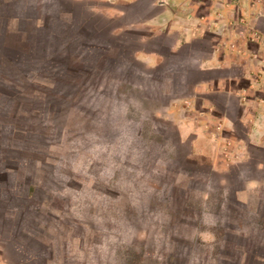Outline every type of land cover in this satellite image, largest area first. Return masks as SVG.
<instances>
[{"label":"crops","instance_id":"obj_1","mask_svg":"<svg viewBox=\"0 0 264 264\" xmlns=\"http://www.w3.org/2000/svg\"><path fill=\"white\" fill-rule=\"evenodd\" d=\"M257 1L0 0V201L45 205L52 193L42 181L70 148L72 112L108 108L115 88L105 86L124 82L154 100L148 110L168 127L157 130L184 166L171 185L197 196L184 206L203 213L193 236L205 247L180 241L187 247L177 246L166 264H264V0ZM158 32L172 60L135 46ZM129 35L137 40L123 41ZM132 61L145 73L130 70ZM214 204L231 219L212 218ZM2 231L0 264H68L32 250L24 258ZM5 253L16 257L8 263Z\"/></svg>","mask_w":264,"mask_h":264},{"label":"rangeland","instance_id":"obj_2","mask_svg":"<svg viewBox=\"0 0 264 264\" xmlns=\"http://www.w3.org/2000/svg\"><path fill=\"white\" fill-rule=\"evenodd\" d=\"M259 26L264 28V20ZM102 36V42L109 38ZM112 85L113 102L103 106L108 108L85 105L72 112L78 124L70 135V148L57 159L56 173L42 181L50 185V200L43 206L17 201L21 204L14 208L23 213L16 220L27 228L20 232L26 257L32 250L68 264H166L180 241L192 242L195 251L205 247L193 236L203 227V213L196 211L197 206H184L186 196L194 201L198 197L190 191L180 194L171 185L173 174L184 166L172 158L169 143L157 130L158 124H165L148 110L154 100L144 99L135 87L126 91L130 85L124 82L105 88L111 91ZM57 137L55 132L53 138ZM69 166L76 171L60 172ZM224 214L231 219V211H219L214 204L212 218L223 219ZM2 256L8 263L14 259ZM177 256L186 261L185 253Z\"/></svg>","mask_w":264,"mask_h":264},{"label":"trees","instance_id":"obj_3","mask_svg":"<svg viewBox=\"0 0 264 264\" xmlns=\"http://www.w3.org/2000/svg\"><path fill=\"white\" fill-rule=\"evenodd\" d=\"M162 37L160 36H156L155 39L149 40L147 41L144 45H140L141 48H146V49H150V50H155L157 52H159L160 54H162L164 56V58H169V60H172V55L170 53L169 48L167 47V45L162 44V42L160 43V39ZM128 39H133L134 41L137 40V37H135V35H129ZM124 47V46H123ZM128 49H131V46H125ZM135 47V46H134ZM90 48V47H89ZM89 50V54H94V51L91 49ZM173 64V62H172ZM162 66V65H161ZM159 67V69H163V67ZM130 67H132V69L130 70H141V72H143L142 70H145V67L142 66L139 62L136 61H132V63L130 64ZM156 71H159L158 69H156ZM145 73V72H143ZM130 104V103H128ZM97 119V118H96ZM98 120V119H97ZM106 124H110L109 122H107ZM166 172H170V171H166ZM31 185V183H30ZM1 187V185H0ZM10 204V203H8ZM22 210V208H21ZM0 211H4V213L8 214V216H2L0 217V230H7L8 233H10L9 237L5 240V242L8 244L9 248H13V245H17L18 248H24V240H22V235H20V232H24L23 230L27 229L25 227V225H22L19 221L16 220V218L20 217V215H22V211H19L18 207L14 208V206H8L7 207V203L5 204L4 201H0ZM18 216V217H17ZM4 231H2V234H4ZM6 232V231H5ZM29 232V231H28ZM30 233V232H29ZM26 232V235L29 234ZM177 245L179 247H187L186 243H181L178 242ZM27 246H30L29 244ZM24 252V251H23ZM13 256V255H11ZM24 258H26L25 255H21ZM13 257H16L15 255ZM22 257V258H23Z\"/></svg>","mask_w":264,"mask_h":264}]
</instances>
